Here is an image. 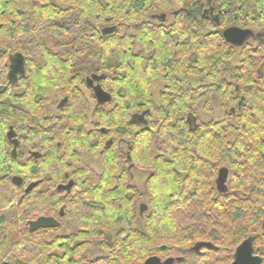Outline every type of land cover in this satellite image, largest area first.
<instances>
[{"label": "trees", "instance_id": "1", "mask_svg": "<svg viewBox=\"0 0 264 264\" xmlns=\"http://www.w3.org/2000/svg\"><path fill=\"white\" fill-rule=\"evenodd\" d=\"M234 26L264 33V0H0V211L16 213L0 264H232L247 239L264 264V40L232 46ZM94 76L112 96L103 106L83 91ZM215 95L225 117L203 122L199 105L212 113ZM83 152L103 157L101 174L74 167ZM133 168L148 174L147 203ZM41 216L78 231L49 240L29 230ZM95 245L105 255L89 260Z\"/></svg>", "mask_w": 264, "mask_h": 264}, {"label": "water", "instance_id": "2", "mask_svg": "<svg viewBox=\"0 0 264 264\" xmlns=\"http://www.w3.org/2000/svg\"><path fill=\"white\" fill-rule=\"evenodd\" d=\"M162 18L165 19V15H162ZM116 28H107L104 30L105 34H111L115 31ZM262 35V33L257 34V36ZM256 36L254 32L250 29H243L240 27H230L224 30L223 37L225 41L232 46L235 47H242L244 46L252 37ZM16 65L15 62L11 68L10 76H16V74H23L24 73V61L21 56H17L16 58ZM101 77H92L88 79V85L90 88L93 89L94 95L97 99V103L100 106H103L109 103L112 99V96L109 92L105 91L102 86L100 85ZM97 83L94 85V83ZM65 101L60 104V107L64 105ZM145 113L135 117L136 119H142L145 117ZM229 172L227 169H222L219 172L218 176V190L221 192L227 191V181H228ZM15 182L17 185L22 184L21 178H15ZM40 182H34L30 184L27 189L26 193H31ZM73 186V181H70L66 185H60L58 187L59 190L62 191H70ZM60 227V222L55 219L54 217H40L37 220L30 223V231L36 232L40 229H56ZM262 260L260 257L254 254V243L252 239L245 240L237 249L235 260L232 264H261ZM145 264H175L174 258H168L166 260H162L157 256L150 257L146 260Z\"/></svg>", "mask_w": 264, "mask_h": 264}, {"label": "rangeland", "instance_id": "3", "mask_svg": "<svg viewBox=\"0 0 264 264\" xmlns=\"http://www.w3.org/2000/svg\"><path fill=\"white\" fill-rule=\"evenodd\" d=\"M170 15V14H169ZM173 17L169 16V21L167 22L166 25H170L173 22ZM237 63V61H236ZM264 72V68L262 69V73ZM194 84L196 86L200 85V82L197 80H194ZM163 88V84H159L156 86L155 88V94L156 97L159 96V93L161 91V89ZM85 95L88 97V99H91L93 96V91L89 88H84L83 89ZM226 103L221 100L218 96H212L211 98V105L213 108V112H208L205 108H204V102H201L198 108V117L201 121L203 122H209L210 120H215V121H222L225 117V112L226 110L223 108V106ZM92 107H94V104L92 103ZM46 112L48 116H52L53 114H58L59 111L57 109V104L54 103L51 105H48L46 107ZM25 149V148H24ZM26 150V149H25ZM81 163L78 165H75L74 167L80 168L82 165H88L95 173L97 174H101L103 171V157L100 154H89L86 152L81 153ZM131 173H132V180L131 183L134 184L135 186H137L139 188V190L146 194V197L143 199V203H147L148 202V195H147V191H146V180L148 177L147 173H142L140 171H138L137 169H131ZM143 216V214H142ZM78 231V226L72 222V221H64V225L61 229L55 231L54 233L50 234L48 239H54L58 236H68L71 235L75 232ZM262 231H260L261 233ZM264 252V249H261ZM105 255V251L103 249H101L99 246L95 245L93 247H91L87 254L86 257L89 260H94L97 259L99 257H102Z\"/></svg>", "mask_w": 264, "mask_h": 264}, {"label": "flooded vegetation", "instance_id": "4", "mask_svg": "<svg viewBox=\"0 0 264 264\" xmlns=\"http://www.w3.org/2000/svg\"><path fill=\"white\" fill-rule=\"evenodd\" d=\"M206 10L204 11V13L205 14H208V10H209V7H206L205 8ZM162 15H165V19H163L162 18ZM212 15L214 16V10H212ZM169 16H171V17H173L174 18V14L172 13L171 15H169ZM169 16L167 15V14H159L158 16H157V20H158V22H160L161 24H167V22L169 21ZM264 40V33H262V35H260V36H254V37H252V42H254V43H257V42H259V41H263ZM1 56H3V53L1 54L0 53V57ZM14 59V57H11V56H9L8 55V57L5 59V62H7L8 63V65L10 66L11 64H12V62L14 61L13 60ZM11 69V68H10ZM97 83L95 82L94 83V85H96ZM92 91H93V89H92ZM12 93H13V89L12 88H10L9 89V91H8V95L9 96H11L12 95ZM94 93V92H93ZM0 102H7V101H3V100H1ZM7 136H8V138H9V140L10 141H12L13 142V148L12 149H10L9 150V153H10V155L12 156V158H13V156H15V145H16V138L14 137V134L12 133V131L11 130H8L7 131ZM26 149V150H25ZM23 148V153H24V155H25V160L27 159V158H30L31 157V155H32V153H31V150L30 149H28V148ZM2 152H3V154H6L7 153V150L5 149L4 151H1L0 150V155L2 154ZM15 158V157H14ZM13 158V159H14ZM1 157H0V162H1ZM4 163H5V160H4ZM5 166H9V165H5ZM9 169H10V166L8 167ZM134 169V168H133ZM141 172V171H140ZM142 173H144V172H142ZM131 175H132V173H131ZM8 176V173H4V174H1L0 175V178H4V177H7ZM9 177L11 178V182H12V184L14 185V186H16L17 185V183L15 182V178H17V177H15V176H10L9 175ZM22 184H23V181H22ZM21 184V185H22ZM32 184V183H31ZM41 184V182L39 183V185ZM30 185V184H29ZM28 185V186H29ZM39 185L37 186V187H39ZM61 185H66V184H61ZM20 186V185H19ZM28 186H26V188H25V192H26V189H27V187ZM60 186V185H59ZM216 186H217V189H218V180L216 181ZM36 187V188H37ZM40 190L41 191H46V190H48V185L47 184H43L42 183V186H41V188H40ZM30 194V193H29ZM62 214V213H61ZM41 217H46V216H41ZM51 217H53V216H51ZM40 218V217H39ZM55 218V217H54ZM38 219V218H37ZM36 219V220H37ZM55 219H57V218H55ZM15 220H16V213H15V210H14V208H13V206H9L7 209H5L4 211H0V235H1V229H3V232H5V231H7L8 230V228H9V226L12 224V223H14L15 222ZM59 222H60V227H58V228H56V229H46V230H49V232L47 233V237H49V235L50 234H52V233H54L55 231H57V230H59V229H61L62 227H63V225H64V222H62V221H60L59 219H57ZM33 222V221H32ZM31 223V222H30ZM29 230H30V224H29ZM234 262V261H233Z\"/></svg>", "mask_w": 264, "mask_h": 264}]
</instances>
